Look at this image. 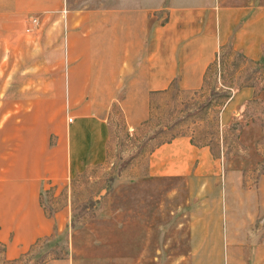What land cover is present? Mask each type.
I'll return each instance as SVG.
<instances>
[{
  "label": "rangeland",
  "instance_id": "rangeland-1",
  "mask_svg": "<svg viewBox=\"0 0 264 264\" xmlns=\"http://www.w3.org/2000/svg\"><path fill=\"white\" fill-rule=\"evenodd\" d=\"M245 20L231 26L198 89L173 81L168 93L150 97L151 113L135 128L125 121L118 98L107 105L105 157L73 177L42 185L48 232L15 259L4 256L0 243V264L66 258L72 264H264V51L251 58L234 47ZM43 23L42 14L28 12L15 27L34 46ZM8 52L1 49V57ZM14 55L21 59L19 50ZM30 67L4 65L0 88L39 89L38 66ZM3 94L2 102L12 98ZM48 116L50 152L52 125L67 129L74 115L65 103ZM176 134L207 147L200 169L145 176L144 154Z\"/></svg>",
  "mask_w": 264,
  "mask_h": 264
},
{
  "label": "crops",
  "instance_id": "crops-1",
  "mask_svg": "<svg viewBox=\"0 0 264 264\" xmlns=\"http://www.w3.org/2000/svg\"><path fill=\"white\" fill-rule=\"evenodd\" d=\"M28 12L42 14L44 22L34 46L15 27ZM242 16L245 32L236 35L234 47L258 58L264 51V0H0V72L4 65L27 64L30 71L38 66L41 85L0 88V97H12L0 100V243L6 258L24 255L49 230L40 206L42 185L73 177L105 157L107 105L118 98L125 121L135 128L151 113L150 97L168 93L173 81L198 89ZM1 49L9 51L7 58ZM64 101L72 123L67 129L52 125L56 139L49 152L48 115L61 111ZM183 138L176 134L149 148L145 176L178 177L200 169L207 147Z\"/></svg>",
  "mask_w": 264,
  "mask_h": 264
}]
</instances>
